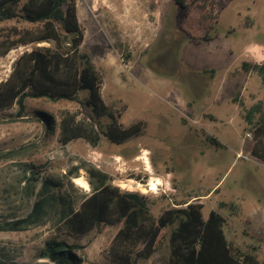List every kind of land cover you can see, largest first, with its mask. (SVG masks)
Wrapping results in <instances>:
<instances>
[{
  "label": "rangeland",
  "instance_id": "374dc122",
  "mask_svg": "<svg viewBox=\"0 0 264 264\" xmlns=\"http://www.w3.org/2000/svg\"><path fill=\"white\" fill-rule=\"evenodd\" d=\"M156 1L76 0L84 33L80 50L102 75L103 100L116 110L125 108L122 125L141 120L146 127L141 136L120 145L101 137L96 146L78 139L62 146L57 140L60 117H85L77 101L27 99L20 117L17 107L0 111V153L15 152L0 161V223L25 217L47 176L64 181L65 187L54 191L58 195L68 193L71 177L80 204L92 187L84 189L75 179L88 183L89 169L96 168L121 190L144 194L155 217L186 201L201 204L203 218L219 212L226 239L263 262L264 163L251 157L253 136L244 130V110L264 101V84L240 66L264 55V0H216L219 20L204 42H192L179 30L184 11L174 0ZM40 45L49 46L19 47L0 57V82L23 51ZM87 95L82 91L79 100ZM36 111L54 117V132L34 117ZM209 136L223 148L209 146ZM27 164L40 168V182L29 179ZM149 180L158 189L142 192L138 185L146 187ZM54 211H48L43 226L0 231L1 260L54 264L36 256L46 239L57 236ZM115 232L106 228L76 240L57 237L84 246L78 253L83 264H109L103 250ZM167 260L165 241L150 261L138 264Z\"/></svg>",
  "mask_w": 264,
  "mask_h": 264
},
{
  "label": "trees",
  "instance_id": "16d2710c",
  "mask_svg": "<svg viewBox=\"0 0 264 264\" xmlns=\"http://www.w3.org/2000/svg\"><path fill=\"white\" fill-rule=\"evenodd\" d=\"M174 2L184 11L179 30L192 42L209 41L210 31L219 20L217 1ZM76 6V0H0V23L14 22L0 27V57L19 47L49 44L23 51L13 61L8 78L0 82V111L17 107L15 116L20 117L25 113L27 99L77 101L85 117L82 121L75 120L76 116L70 113L60 117L57 137L60 145L66 146L78 139L96 146L101 137L120 145L141 136L146 123L138 120L122 125L120 118L125 108L116 110L103 100L102 75L90 56L80 50L84 33ZM19 23H26L28 27ZM240 68L258 75L264 84V62L243 61ZM82 91L88 95L79 100ZM263 103L258 101L244 110V130L253 136L251 157L264 163ZM34 117L42 121L48 132L55 131L57 123L52 115L36 111ZM103 120L106 122L102 124ZM206 141L209 146L223 148L214 137L209 136ZM14 153H0V161L12 159ZM25 168L29 179L40 182L39 167L27 164ZM88 178L92 191L80 204L71 177L67 181L69 191L63 195L54 193L65 187L62 179L43 178L30 212L23 218L0 223V231L22 232L43 226L48 211L55 209L54 230L59 237L76 240L92 231L116 230L103 250L109 264L147 263L165 241L168 243L166 264H264L254 253L242 252L226 239L225 219L217 211L203 218L202 205L186 201L164 209L155 217L146 196L121 190L109 182V175L96 168L89 169ZM32 190L29 188L28 193ZM57 236L44 241L37 258L54 264H83L78 253L84 246ZM0 264H6L1 254Z\"/></svg>",
  "mask_w": 264,
  "mask_h": 264
},
{
  "label": "bare ground",
  "instance_id": "6f19581e",
  "mask_svg": "<svg viewBox=\"0 0 264 264\" xmlns=\"http://www.w3.org/2000/svg\"><path fill=\"white\" fill-rule=\"evenodd\" d=\"M76 182H77V185H79L80 187L84 188V189H88L89 185L87 182H84V181H79L77 179H75ZM132 184V183H131ZM122 185V184H121ZM130 185V184H129ZM139 187H141V191L142 192H153V191H156L158 189V183L155 182V181H151L149 180V182L147 183L146 187L144 186H141V185H138ZM141 192V193H142ZM144 195V194H143Z\"/></svg>",
  "mask_w": 264,
  "mask_h": 264
},
{
  "label": "crops",
  "instance_id": "0c3cea01",
  "mask_svg": "<svg viewBox=\"0 0 264 264\" xmlns=\"http://www.w3.org/2000/svg\"><path fill=\"white\" fill-rule=\"evenodd\" d=\"M152 1V0H151ZM154 1H156V0H154ZM156 2H158V1H156ZM264 58V55L262 56L261 55V58L258 60V61H256V60H254V63L256 62V63H258V62H260V60H262ZM89 185V184H88Z\"/></svg>",
  "mask_w": 264,
  "mask_h": 264
}]
</instances>
